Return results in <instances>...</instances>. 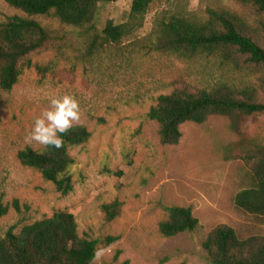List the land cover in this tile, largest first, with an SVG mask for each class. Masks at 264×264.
Returning a JSON list of instances; mask_svg holds the SVG:
<instances>
[{
  "label": "rangeland",
  "instance_id": "obj_1",
  "mask_svg": "<svg viewBox=\"0 0 264 264\" xmlns=\"http://www.w3.org/2000/svg\"><path fill=\"white\" fill-rule=\"evenodd\" d=\"M132 0L100 8L99 27L125 20ZM229 10L246 32L264 46V13L237 0H154L144 24L120 43L106 44L88 59L68 46H53L31 56L9 91L0 89V200L9 205L0 217V237L64 210L72 213L82 238L100 240L93 264H209L202 239L219 224L240 238L264 237V220L236 208V193L250 186V162L242 148L264 145V113L241 116L237 130L224 116L186 122L175 145L160 141L158 124L147 113L160 94L196 92L218 84L240 92L264 86V65L233 53L187 57L149 48L147 37L162 11H188L205 19L210 10ZM26 13L0 0V22ZM61 30L53 15H36ZM38 67L40 69H38ZM84 125L90 138L69 148L73 190L62 195L53 182L21 164L18 152L43 150L57 131ZM18 200L20 209L13 206ZM118 200L120 213L108 220L103 204ZM190 206L200 227L165 237L159 224L165 207ZM108 236L117 237L109 240Z\"/></svg>",
  "mask_w": 264,
  "mask_h": 264
},
{
  "label": "trees",
  "instance_id": "obj_2",
  "mask_svg": "<svg viewBox=\"0 0 264 264\" xmlns=\"http://www.w3.org/2000/svg\"><path fill=\"white\" fill-rule=\"evenodd\" d=\"M4 1L26 13L8 16L0 22V89L9 91L23 70L32 66L31 56L43 49L68 46L77 52V57L88 59L106 44L129 38L143 26L154 0H132L123 22L108 19L102 27H99L101 6L117 0ZM237 1L264 13V0ZM36 15H53L63 28L45 25ZM147 40L151 50L177 57L220 54L227 59L238 53L246 55L253 64L264 65V46L246 32V24L240 17L225 9L210 10L205 19L183 10L162 11ZM255 113H264V86L259 97L255 88L236 92L221 83L196 92L177 90L160 94L147 116L158 124L160 141L175 145L182 136L181 125L186 122L201 124L211 116H224L229 118L230 128L237 130L241 116ZM90 136L84 125H72L59 129L56 138L48 140L43 150L27 146L17 156L21 164L38 170L66 195L74 188L70 173L74 158L69 148L86 142ZM242 150L244 160L251 164L250 186L236 193L234 203L239 210L264 220V145L252 143ZM13 206L20 209L18 200L13 201ZM102 208L106 218L112 220L120 213L121 202L115 200ZM8 209L9 205L0 200V217ZM165 210L167 218L159 224L165 237L200 227L190 206L172 205ZM14 228L11 226L0 237V264H93L100 242L80 237L75 216L64 210L24 225L19 233ZM202 247L209 264H264V237L240 238L227 224L209 231L202 239Z\"/></svg>",
  "mask_w": 264,
  "mask_h": 264
}]
</instances>
